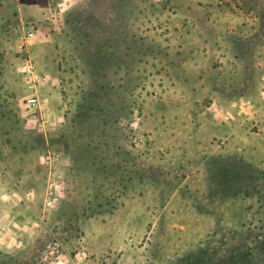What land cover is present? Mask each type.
I'll return each mask as SVG.
<instances>
[{"label":"rangeland","instance_id":"1","mask_svg":"<svg viewBox=\"0 0 264 264\" xmlns=\"http://www.w3.org/2000/svg\"><path fill=\"white\" fill-rule=\"evenodd\" d=\"M3 262L264 264V0H0Z\"/></svg>","mask_w":264,"mask_h":264},{"label":"built area","instance_id":"2","mask_svg":"<svg viewBox=\"0 0 264 264\" xmlns=\"http://www.w3.org/2000/svg\"><path fill=\"white\" fill-rule=\"evenodd\" d=\"M29 103H31V104H36L37 103V99H35V98H31V99H29ZM139 126V123L136 121L135 123H134V127L136 128V127H138Z\"/></svg>","mask_w":264,"mask_h":264},{"label":"trees","instance_id":"3","mask_svg":"<svg viewBox=\"0 0 264 264\" xmlns=\"http://www.w3.org/2000/svg\"><path fill=\"white\" fill-rule=\"evenodd\" d=\"M1 264H8L7 262H3V263H1Z\"/></svg>","mask_w":264,"mask_h":264}]
</instances>
